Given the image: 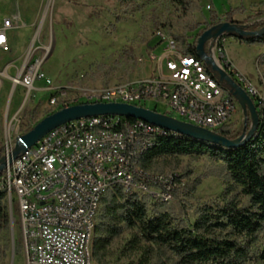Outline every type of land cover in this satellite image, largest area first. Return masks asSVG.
I'll use <instances>...</instances> for the list:
<instances>
[{"label": "built area", "instance_id": "obj_1", "mask_svg": "<svg viewBox=\"0 0 264 264\" xmlns=\"http://www.w3.org/2000/svg\"><path fill=\"white\" fill-rule=\"evenodd\" d=\"M11 30L13 20L4 19L0 50L9 49ZM155 39L157 46L144 61L152 71L146 79L83 89L80 100L59 105V98H67L71 88H54L43 73L45 57H36L40 48L35 47L22 66L10 63L0 73V91L7 79L14 91L21 88L29 97L36 91V83L42 82L51 93L50 107L60 106L57 111L78 104L145 108L144 103H155L167 106L169 112L163 115L211 132L230 128L239 107L235 98L202 60L181 54L171 34L159 29ZM226 42V36L215 41V61L254 101L262 100L261 91L227 60ZM173 112L182 119L173 117ZM169 136L179 135L119 116L86 118L51 131L8 165L0 176V190L19 225L24 264H98L93 259L97 217L102 199L116 186L129 195L141 192L162 203L171 202L181 176L149 173L140 165L158 138ZM11 150L7 146L5 154ZM15 201L18 220L14 218Z\"/></svg>", "mask_w": 264, "mask_h": 264}, {"label": "rangeland", "instance_id": "obj_2", "mask_svg": "<svg viewBox=\"0 0 264 264\" xmlns=\"http://www.w3.org/2000/svg\"><path fill=\"white\" fill-rule=\"evenodd\" d=\"M191 1L199 2L200 10L185 15L171 0H0V28L4 19L10 18L14 22V30L9 31L10 50L0 51V73L10 63L22 66L28 54L39 47L35 56L45 57L43 73L54 88L64 91L71 88L67 89V98H59L61 105L80 100L78 97L83 89L96 90L148 78L152 71L144 61L151 48L157 46L155 34L159 29L173 37L178 36L192 23L205 28L213 23L212 15L225 22L227 13L234 8L244 10L243 14L234 17L243 25L258 29L264 26V0ZM257 14L260 15L250 19ZM224 49L227 60L261 91L264 100V46L247 45L227 37ZM156 54L159 55L160 51ZM9 73L13 75L14 70ZM35 88L36 91L28 97L21 88L14 91L8 80H3L0 91V150L3 155L7 146L11 150L20 136L60 107H50L51 93L45 89L44 83H36ZM254 102L259 113V102ZM143 106L159 114L169 112L163 104L144 103ZM172 116L182 119L174 112ZM244 121L239 106L230 128L241 130ZM158 166L162 170L158 174L178 173L181 176L177 190L183 189L187 183L201 180L192 203L223 201L240 192L235 187L233 192L228 191L231 182L226 171L206 155L167 159L159 161ZM174 201L175 195L166 204H174ZM190 216L194 218V212ZM14 218L19 219L17 201L14 203ZM14 235V260L10 236L11 250L4 264H24L18 223H14ZM129 238L127 232L124 239L113 247L108 264L137 262L140 253L123 252ZM253 250L256 254L264 251V234ZM254 264H264V260Z\"/></svg>", "mask_w": 264, "mask_h": 264}, {"label": "trees", "instance_id": "obj_3", "mask_svg": "<svg viewBox=\"0 0 264 264\" xmlns=\"http://www.w3.org/2000/svg\"><path fill=\"white\" fill-rule=\"evenodd\" d=\"M171 1L185 15L200 10L199 2ZM243 11L242 8L232 9L225 22L243 25L234 18ZM211 19L213 23L205 28L192 23L181 35L173 37L181 54L201 60L196 52L199 37L222 22L216 20V15ZM236 39L247 45L264 46V38ZM255 101L259 102L260 126L255 138L247 145L224 150L186 137L169 136L158 138L155 146L140 160L142 169L158 173L162 172L159 161L206 155L226 171L231 182L228 191L233 192L235 187L240 192L223 201L192 203L201 182L198 179L177 190L174 204L169 205L141 192L129 195L121 186H116L102 199L97 217L93 242L96 263L108 264L113 247L127 232L130 238L125 242L123 252L140 253L134 264H254L264 260V251L256 254L253 250L264 234V100ZM243 128L244 124L241 130L225 128L220 134L235 140L241 136ZM250 128L249 120L247 131ZM2 156L3 150H0V159ZM191 212H194V218L190 216ZM10 236L9 208L5 192L0 190V264H4L11 250Z\"/></svg>", "mask_w": 264, "mask_h": 264}, {"label": "water", "instance_id": "obj_4", "mask_svg": "<svg viewBox=\"0 0 264 264\" xmlns=\"http://www.w3.org/2000/svg\"><path fill=\"white\" fill-rule=\"evenodd\" d=\"M249 29L251 28L247 25L221 22L206 30L199 37L196 45L198 57L205 63L217 81L235 98L242 109L245 118L244 128L241 136L237 139L230 140L220 133L211 132L143 107L127 104H78L56 111L36 124L27 134L20 136L13 149L0 159V176L8 165H11L20 155L25 154L34 147L51 131L72 121L100 116H119L140 120L173 132L180 137H186L224 150H233L247 145L255 138L260 126V116L257 107L254 99L217 64L213 54V46L215 41L223 36L239 39L264 38V26L254 31ZM249 120L251 121V128L247 131ZM9 214L13 261L15 256V235L14 220L10 208Z\"/></svg>", "mask_w": 264, "mask_h": 264}, {"label": "crops", "instance_id": "obj_5", "mask_svg": "<svg viewBox=\"0 0 264 264\" xmlns=\"http://www.w3.org/2000/svg\"><path fill=\"white\" fill-rule=\"evenodd\" d=\"M238 21V20H237ZM10 45H11V40H10ZM10 45H9V48H10ZM10 49H8L7 51H9ZM1 52H4V50H0Z\"/></svg>", "mask_w": 264, "mask_h": 264}]
</instances>
